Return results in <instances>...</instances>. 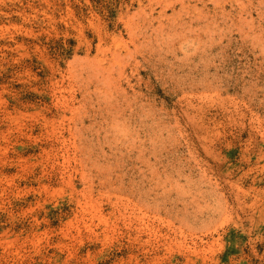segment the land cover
<instances>
[{
    "label": "rangeland",
    "instance_id": "1",
    "mask_svg": "<svg viewBox=\"0 0 264 264\" xmlns=\"http://www.w3.org/2000/svg\"><path fill=\"white\" fill-rule=\"evenodd\" d=\"M0 264H264V0H0Z\"/></svg>",
    "mask_w": 264,
    "mask_h": 264
}]
</instances>
